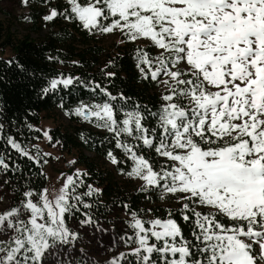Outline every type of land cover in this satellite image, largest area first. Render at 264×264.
Segmentation results:
<instances>
[{"label": "snow or ice", "instance_id": "obj_1", "mask_svg": "<svg viewBox=\"0 0 264 264\" xmlns=\"http://www.w3.org/2000/svg\"><path fill=\"white\" fill-rule=\"evenodd\" d=\"M19 3L28 7L30 0ZM42 3L49 9L45 22L62 17L89 34L119 32L118 43L137 45L140 78L163 86L156 111L79 77L57 76L42 89L54 94L74 81L94 84L102 101L81 102L65 114L114 134L131 161L126 175L142 182L137 191L158 192L177 205L160 217L123 204L131 233L120 236L126 251L107 264H264V0H65L63 11L52 0ZM150 119L155 126H146ZM7 142L40 162L39 152L33 156L11 136ZM107 158L123 162L111 150ZM0 168L9 165L0 159ZM61 176L58 188L27 187L18 204L0 210V264H47L57 247L74 251L85 226L101 230L86 199H99L101 190L86 184L81 169Z\"/></svg>", "mask_w": 264, "mask_h": 264}, {"label": "trees", "instance_id": "obj_2", "mask_svg": "<svg viewBox=\"0 0 264 264\" xmlns=\"http://www.w3.org/2000/svg\"><path fill=\"white\" fill-rule=\"evenodd\" d=\"M52 6L63 11L66 4L63 0H52ZM48 11L42 0H30L25 13L21 15L26 24L25 33L14 31L11 25L0 20V159L9 165L7 171L0 168V182L8 192L10 206L20 202L23 198L21 193L27 187L36 190L45 187L46 176L39 164H34L12 149L7 137L11 136L30 150L40 135L38 126L41 120L53 118L54 110L65 114L81 102L102 101L103 94L99 89L95 95L91 91L95 83L106 88L113 96L119 98L122 94L129 97V105L147 106L152 111L159 106L158 84L150 79L142 80L136 68L135 43L106 47L99 33L89 34L78 22H68L62 17L45 22L42 17ZM25 16L29 19L25 20ZM149 50L155 54L153 48ZM49 56L54 59L49 60ZM107 72L115 75L108 76ZM61 75L79 77L85 83L93 81L94 84L85 87L84 83L74 81L68 88L58 86L54 94H43L42 89L47 87L48 80ZM117 103L123 101L118 99ZM146 126H155V121L150 119ZM113 135L80 123L66 126L56 124L49 129L51 142L59 141L62 152L76 162L71 165V174L75 169H81L87 173L83 177L86 184L101 190L99 199L86 198L93 203L92 211L99 223L107 221L114 213L126 214L122 207L125 203L134 211L151 208L156 216L163 217L165 207L177 206L175 201H161L159 193L155 191H137L139 185L126 175L130 171L131 161L127 160L121 149L116 148ZM128 140L136 143L130 137ZM110 150L123 162L112 164L107 158ZM144 154L156 159L154 153L149 154L145 150ZM144 218L149 216L145 215ZM79 219L77 216L70 225L77 224Z\"/></svg>", "mask_w": 264, "mask_h": 264}, {"label": "rangeland", "instance_id": "obj_3", "mask_svg": "<svg viewBox=\"0 0 264 264\" xmlns=\"http://www.w3.org/2000/svg\"><path fill=\"white\" fill-rule=\"evenodd\" d=\"M65 1V0H63ZM25 13V7L21 6L19 0H0V20L5 24L11 25L14 31L18 33L26 32V24L22 21L21 15ZM102 42L106 47L118 43L123 37L116 32L114 34H99ZM144 43V41H141ZM154 49V48H153ZM154 51H156L154 49ZM159 93L163 92V86L158 85ZM91 103V102H90ZM50 119L43 118L38 126L39 137L33 142L32 148L27 150L33 156L39 152L40 162L38 163L46 176V186L50 190L58 188L63 182L64 177L61 173L71 175L73 168L69 165L72 157L62 152L60 146L52 145L54 142L47 140L43 133L55 126L56 124L66 126L69 123L85 124L99 131H107L103 128H98L94 123H89L76 115H66L56 109L52 112ZM95 120V118H93ZM38 145V148L33 147ZM50 153V155H44ZM44 160L48 163L44 164ZM75 171V170H74ZM137 185L142 183L139 180L133 179ZM11 207L9 203L8 192L0 182V210ZM126 214L122 212L114 213L107 221L100 222L101 230L97 231L95 226H85L79 232V240L74 244V251H70L69 246L57 247L47 255V264H76L77 259H85L89 264H107V261L115 254L126 251L125 245L120 241V236L127 231L131 232L125 223ZM73 229L77 227L76 223L70 225ZM81 249L84 253H81Z\"/></svg>", "mask_w": 264, "mask_h": 264}]
</instances>
